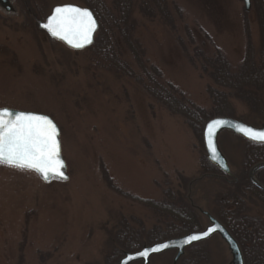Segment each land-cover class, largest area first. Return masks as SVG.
<instances>
[{"label": "rangeland", "instance_id": "obj_1", "mask_svg": "<svg viewBox=\"0 0 264 264\" xmlns=\"http://www.w3.org/2000/svg\"><path fill=\"white\" fill-rule=\"evenodd\" d=\"M105 1L112 5L113 0ZM172 1L182 10L180 17L170 5L177 31L137 13L136 37L146 60L162 71L164 83L174 84L197 106L210 110L207 89L213 83L188 57L195 47L207 56L220 51L237 70L248 41L259 47L256 13L252 7L246 11L243 0ZM10 2L15 13L0 7V108L55 121L69 179L46 183L33 172L0 164V264H106L108 234L120 216L140 218L147 228L156 224L151 211L121 197L111 186L140 198L163 199L168 188L186 197L189 182L201 177L206 160L202 137L133 79L116 77L99 68L89 52L72 51L50 39L37 23L33 27L21 0ZM61 4L83 6L80 0H48L47 12ZM232 104L237 119L264 124V117L253 115L242 101ZM245 142L229 132L219 139L236 178ZM180 175L189 182L185 184ZM224 179L212 177L193 186L202 229L209 225L202 212L212 215L216 196L233 191L232 183ZM245 199L251 213L264 218L263 204L249 193ZM199 247L200 264L232 262L219 236ZM175 254L155 256L150 264H173ZM185 257L188 262L192 252L187 250Z\"/></svg>", "mask_w": 264, "mask_h": 264}, {"label": "trees", "instance_id": "obj_2", "mask_svg": "<svg viewBox=\"0 0 264 264\" xmlns=\"http://www.w3.org/2000/svg\"><path fill=\"white\" fill-rule=\"evenodd\" d=\"M80 1L83 6L92 10L100 26L93 46L85 50L90 53L91 59L97 66L118 78L124 76L136 81L158 103L173 114L184 118L196 136L202 137L205 123L212 118H236L237 112L233 108L232 100L242 101L252 110L253 115L260 119L264 117V0L252 2L260 29L259 47L256 48L251 40L248 41V50L237 70H234L230 61L220 51L213 56H207L202 49L195 47L194 55L188 57L190 63L200 69L213 83L207 89L212 101L210 110L197 106L174 84L164 83L162 71L146 60V50L136 37L139 26L137 13L151 21L158 19L174 32L177 31V22L171 6L180 17L182 10L175 2L113 0L110 6L105 0ZM21 6L27 21L33 27L35 23L38 26V23L49 14L48 0H21ZM245 21L248 25V20ZM188 35L192 39L190 32ZM178 39L180 45L184 47L182 39L180 37ZM184 49L187 54L188 51ZM127 56H131L133 60L130 61ZM244 149L241 173L237 178L233 176L231 180H226L232 183L233 191L216 196V206L212 215L237 240L245 264H264V218L252 214L245 199V195L249 193L264 206V193L256 189L249 179L250 169L264 162V146L245 142ZM202 167L201 177L196 180L189 182L180 175L185 184L189 182L186 197L182 192L168 188L164 191L163 199L140 198L111 186V189L121 197L151 211L156 218V224L147 228L140 218L120 216L108 234L106 264H115L124 252L133 253L146 245L201 231L202 223L197 214L198 206L192 197L193 186L201 180L212 177L224 179L217 168L205 159L202 160ZM258 179L264 184L261 177ZM199 246L200 244L189 249L193 258L187 262L188 259L184 256L180 264H200L199 256L202 254Z\"/></svg>", "mask_w": 264, "mask_h": 264}, {"label": "snow or ice", "instance_id": "obj_3", "mask_svg": "<svg viewBox=\"0 0 264 264\" xmlns=\"http://www.w3.org/2000/svg\"><path fill=\"white\" fill-rule=\"evenodd\" d=\"M43 27L54 37L65 40L72 47L82 48L86 43H91V34L95 31L96 22L87 9L63 6L55 8ZM225 123L217 120L209 125L210 143L212 129ZM241 131L249 133V138L255 142L264 143V132L246 129ZM212 151L215 158L216 149L213 148ZM0 163L20 169L35 170L45 179L50 174L66 179L61 171L64 163L59 156L58 129L46 116L24 112L13 113L7 109H0ZM214 230L210 228L203 235L207 236ZM201 238L200 235H192L185 243ZM167 247V244H161L145 249L137 256L146 258L151 252Z\"/></svg>", "mask_w": 264, "mask_h": 264}, {"label": "water", "instance_id": "obj_4", "mask_svg": "<svg viewBox=\"0 0 264 264\" xmlns=\"http://www.w3.org/2000/svg\"><path fill=\"white\" fill-rule=\"evenodd\" d=\"M243 2H244L245 10L249 11L251 9V6H252L251 0H243ZM0 6L3 9H5L7 12H13L14 11V8H13L10 0H0ZM63 6H74V7H78L81 9H87L88 11L91 12V14H92V16L96 22L95 31L91 34V43H86L84 45V47H82V48H74L71 45H69L65 40H62L58 37H54L47 29H45L43 27V25L48 22V18L54 13L55 8L63 7ZM39 28L41 30L45 31L49 35L50 38H53L55 40L62 42L65 46H67L71 50L82 51V50H85L87 48H90L93 45L94 40H95V36L99 31V23H98L95 15L93 14V12L89 8L83 7L80 5H76V4H61V5H56L52 8L51 13L48 15V17L45 19V21L41 22L39 24ZM1 109H7L13 113L24 112V111L9 109V108H1ZM24 113H32V112H24ZM33 114H36V113H33ZM36 115H40V114H36ZM40 116H44V115H40ZM46 117H48V116H46ZM48 118L53 121V119H51L50 117H48ZM217 120L224 121L226 123L224 125H218L212 129V137H211V143H210L209 135H208L209 125L213 124V122L217 121ZM53 123L56 125V127L58 129L59 156H60V159L64 163V167H63V169H61V171L63 172L66 179H62L56 175H51V174L48 176L47 179H45L43 175H41L40 173H38L35 170L20 169V168L15 167V166H10V167H14V168H17V169H20L23 171L33 172V173L37 174L45 182H50L54 179L65 180V181L69 179V177L67 175V164H66V161L64 160V158L62 157L60 128L54 121H53ZM241 129L253 130L254 132H264V124H262L261 126H256V125L248 124V123L244 122V120L236 119V118H232V117H215V118L208 120L204 125L203 134H202V141H203V145H204V148L206 151V159L208 160V162L211 165L218 168L224 175L230 176L231 175V168L229 166V162H228L227 158L223 154V152L220 148V145H219V138L223 133L230 132L233 135L238 136V137H240V138H242V139H244V140H246L252 144L264 146V143H257L253 139H250L249 138L250 134L246 133L245 131H241ZM213 148L216 149L215 158H214V154L212 151ZM0 164L9 166L6 163H0ZM263 169H264V162H261V163L256 164L249 172V179H250L251 183L253 184V186H255L257 189L261 190L262 192H264V185L258 181V179L256 178V173L260 170H263ZM202 213L208 218V221H209V225L204 230H201L199 232H192V233H189V234L184 235L182 237L172 238V239L160 242V243H155L152 245H146L141 250L133 252V253L124 252L122 258L115 264H136V263L150 264L151 259L153 257L160 256L162 254H165V253L171 252V251L176 252L174 260H173V264H178L179 260L184 256L185 251L188 248H190L194 245L206 242L214 236H219L228 246V249H229L230 254L232 256L231 264H245L244 256H243L242 250L240 248V245L238 244L237 240L232 236L230 231L217 218H215L209 212L203 211ZM210 228L215 229V230L210 232L207 236H204L203 233H205ZM192 235H200L202 238L199 240L192 241L191 243H185V241L189 237H191ZM161 244H167L168 247L164 248L160 251L151 252L146 258L137 256L138 253L144 251L145 249H151V248L156 247V246L161 245ZM129 257H133V259H129Z\"/></svg>", "mask_w": 264, "mask_h": 264}, {"label": "flooded vegetation", "instance_id": "obj_5", "mask_svg": "<svg viewBox=\"0 0 264 264\" xmlns=\"http://www.w3.org/2000/svg\"><path fill=\"white\" fill-rule=\"evenodd\" d=\"M261 171H264V169L263 170H261ZM261 171H259L258 173H259V176L258 177H261V179L264 181V173H262ZM257 177V178H258ZM259 180V179H258Z\"/></svg>", "mask_w": 264, "mask_h": 264}]
</instances>
